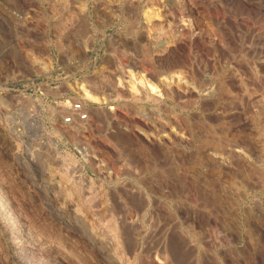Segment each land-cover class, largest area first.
<instances>
[{"label":"rangeland","instance_id":"rangeland-1","mask_svg":"<svg viewBox=\"0 0 264 264\" xmlns=\"http://www.w3.org/2000/svg\"><path fill=\"white\" fill-rule=\"evenodd\" d=\"M263 97L264 0H0V264H264Z\"/></svg>","mask_w":264,"mask_h":264},{"label":"built area","instance_id":"built-area-1","mask_svg":"<svg viewBox=\"0 0 264 264\" xmlns=\"http://www.w3.org/2000/svg\"><path fill=\"white\" fill-rule=\"evenodd\" d=\"M61 108H64V112L59 114L58 118L61 125L71 131L84 132V129L87 127L90 122V110L87 105L80 99H70L68 100V105L64 107L60 105ZM60 110V109H59ZM80 154L83 153V148L79 151ZM87 153L82 154L84 158Z\"/></svg>","mask_w":264,"mask_h":264},{"label":"bare ground","instance_id":"bare-ground-1","mask_svg":"<svg viewBox=\"0 0 264 264\" xmlns=\"http://www.w3.org/2000/svg\"><path fill=\"white\" fill-rule=\"evenodd\" d=\"M128 1V0H127ZM140 1V0H139ZM112 2V1H111ZM156 2V1H155ZM166 2V1H165ZM169 2V1H168ZM170 2H172V1H170ZM169 2V3H170ZM172 3H174V2H172ZM172 3H171V5H172ZM80 8V7H79ZM83 8V7H82ZM130 8V7H129ZM175 8V7H174ZM165 9V8H164ZM176 9V8H175ZM80 10H81V8H80ZM83 10H84V8H83ZM146 11V10H145ZM160 11H161V9H160ZM177 11V10H176ZM149 13V12H148ZM153 15V14H152ZM159 15V14H158ZM184 15H185V13H184ZM150 16H151V14H150ZM186 16V15H185ZM148 18H149V16H147ZM156 17V16H155ZM154 18V17H153ZM153 18H149V19H151V20H153ZM148 19V20H149ZM183 19V18H182ZM150 21V20H149ZM153 24V23H152ZM159 24V23H158ZM155 25V24H154ZM153 26V25H152ZM152 26H150V27H152ZM155 27V26H154ZM158 27V26H157ZM185 28H187V27H185ZM189 28V27H188ZM154 29V28H153ZM160 29V28H159ZM159 33H160V31H159ZM157 35H159V34H157ZM162 38V37H161ZM152 41V40H151ZM149 44V43H148ZM160 45V44H159ZM162 45V44H161ZM159 47H161V46H159ZM167 47V46H166ZM165 51V50H164ZM160 57V56H159ZM189 63V62H188ZM182 65V64H181ZM190 67V66H189ZM177 70V69H176ZM175 70V71H176ZM162 71V70H161ZM186 71V70H185ZM213 71H214V69H213ZM206 72V71H205ZM182 73V72H181ZM210 73V72H209ZM215 73V72H214ZM198 75V74H197ZM183 76H184V74H183ZM182 76V77H183ZM202 76V75H201ZM185 77V76H184ZM196 78H198V77H196ZM211 78V77H210ZM164 80V79H163ZM166 80V79H165ZM164 80V81H165ZM192 80V79H191ZM119 81H120V79H119ZM121 82H123V81H121ZM197 82V81H196ZM195 82V83H196ZM222 82V81H221ZM96 83V82H95ZM166 83V82H165ZM165 83H164V87H165ZM168 83V82H167ZM172 83V82H171ZM193 83V82H192ZM199 83V82H198ZM262 83H263V81H262ZM97 84V83H96ZM225 84V83H224ZM115 85H117V84H115ZM119 85V84H118ZM123 85V84H122ZM163 85V84H162ZM197 85V84H196ZM201 85V84H200ZM92 86H93V84H92ZM124 86V85H123ZM166 86H167V84H166ZM143 84H141V83H135V84H132V85H130V88H129V90H130V92L131 91H133L134 93L136 92H138L139 90L141 91V90H144L145 88H146V86H144L143 88ZM150 87V89H151V91H153V87H151V86H149ZM170 87H171V85H170ZM98 87H95V89H97ZM100 88V87H99ZM128 88H126V86H125V89L124 90H126L127 91V89ZM216 88V87H215ZM90 90V89H89ZM147 90V89H146ZM163 90H164V88H163ZM223 90V89H222ZM149 91V90H148ZM165 91V90H164ZM176 91V90H175ZM181 91V90H180ZM81 92H82V95L84 96V98L83 99H86V100H88V101H94V102H99V101H102V99H104L103 97H99V96H97L95 93H92V92H90V91H88V89H84V87H81ZM129 92V91H128ZM166 92V91H165ZM224 92V91H223ZM119 93V92H118ZM168 93V92H167ZM125 94V93H124ZM149 94V93H148ZM171 94V93H170ZM180 94V93H179ZM221 94V93H220ZM151 94H149V96H150ZM169 95V94H168ZM128 96V95H127ZM137 96V95H136ZM156 96V95H155ZM171 96V95H170ZM180 96V95H179ZM203 96V95H202ZM152 97V96H151ZM154 97V96H153ZM205 97V96H204ZM216 97H217V95H216ZM225 97V96H224ZM133 98V97H132ZM179 98V97H178ZM264 98V97H263ZM215 99V98H214ZM252 100V99H251ZM259 100V99H258ZM262 100H259V101H257L256 103H259V102H261ZM252 102V101H251ZM255 102V101H254ZM264 102V101H263ZM67 102H65V103H62V105L64 106V107H66V104ZM262 104V103H261ZM260 104V105H261ZM60 107V106H59ZM60 109V108H59ZM62 109V108H61ZM64 109V108H63ZM263 109V108H262ZM55 111V110H54ZM53 114V113H52ZM51 114V115H52ZM91 114H92V112H91ZM55 116V115H54ZM92 116V115H91ZM173 131V130H172ZM125 133V132H124ZM176 135V134H175ZM180 135V134H179ZM129 136H130V134H129ZM128 137V136H127ZM169 138V137H168ZM173 138V137H172ZM175 138V137H174ZM179 139V138H178ZM149 140V139H148ZM168 140V139H167ZM263 149V148H262ZM254 170V169H253ZM256 172V171H255ZM257 174V173H256ZM263 174V173H262ZM258 175V174H257ZM258 177V176H257ZM262 178V177H261ZM263 178H264V176H263ZM261 182H262V180H261ZM160 187V186H159ZM160 191V190H159ZM171 191V190H170ZM163 195V194H162ZM166 196V195H165ZM168 196V195H167ZM169 196H170V193H169ZM163 204V203H162ZM164 205V204H163ZM123 206V205H122ZM161 206V205H160ZM129 207V206H128ZM126 209V208H125ZM131 209V208H130ZM166 209V208H165ZM136 210H137V208H136ZM163 210V209H162ZM135 211V210H134ZM137 212V211H136ZM173 213V212H172ZM139 214V213H138ZM165 214V213H164ZM168 214V213H167ZM160 216V215H159ZM125 217V216H124ZM124 217H123V219H124ZM127 217V216H126ZM137 218V217H136ZM165 218V217H164ZM132 219V218H131ZM134 220V219H133ZM140 221V220H139ZM163 221H165V220H163ZM169 221V220H168ZM113 226H114V224H113ZM130 227V226H129ZM114 228V227H113ZM109 229H111V228H109ZM133 231V230H132ZM113 232H116L115 231V228L113 229V231H112V233ZM109 233V232H108ZM111 233V232H110ZM118 233V232H117ZM121 233H123V232H121ZM115 234V233H114ZM114 234H113V238H117V240H118V237L116 236V237H114ZM115 235H117V234H115ZM127 235V234H126ZM125 235V236H126ZM136 236V235H135ZM136 238H137V236H136ZM126 239V238H125ZM129 239V238H128ZM132 239H134V238H132ZM127 240V239H126ZM114 241H116V239L114 240ZM117 242V241H116ZM123 242V241H122ZM118 243V242H117ZM118 245H119V243H118ZM121 245V244H120ZM154 247V246H153ZM156 247V246H155ZM135 248V247H134ZM160 253H162V252H160ZM156 254V253H155ZM158 254V253H157ZM156 254V255H157ZM161 255V254H160ZM159 255V256H160ZM164 255V254H163ZM162 255V257L161 258H163L164 256ZM158 256V257H159ZM154 257V256H153ZM156 257V256H155ZM165 257H166V255H165ZM124 259V258H123ZM163 259H165V258H163ZM157 260H160L159 262H160V264H162V262H161V259L160 258H158ZM157 260H155V262L157 261ZM123 262V261H122ZM155 262H154V264H155ZM158 261H157V264L159 263Z\"/></svg>","mask_w":264,"mask_h":264}]
</instances>
